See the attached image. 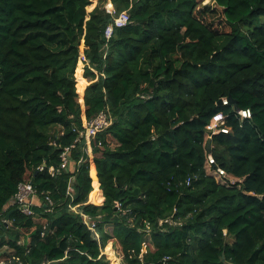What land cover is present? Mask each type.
<instances>
[{"label":"trees","instance_id":"1","mask_svg":"<svg viewBox=\"0 0 264 264\" xmlns=\"http://www.w3.org/2000/svg\"><path fill=\"white\" fill-rule=\"evenodd\" d=\"M96 1L0 0L7 263L119 264L113 243L124 264H264V0ZM101 111L102 146L61 169ZM27 180L33 216L11 205Z\"/></svg>","mask_w":264,"mask_h":264},{"label":"built area","instance_id":"2","mask_svg":"<svg viewBox=\"0 0 264 264\" xmlns=\"http://www.w3.org/2000/svg\"><path fill=\"white\" fill-rule=\"evenodd\" d=\"M130 22V14L128 11H123L119 15H117L114 18V21L108 25L105 31V36L107 39H110L113 36V33L116 28H122L125 27ZM230 102L227 100H224V104H229ZM239 114L243 118H251L252 113L250 109L247 110H239ZM113 123V117L112 114L108 111H101L97 116L89 120L83 130H76L78 132V137L75 140V142L65 148V151L62 153V165L61 169H69L72 163V157L71 153L73 149L77 148V146L80 144H85L87 149H85L86 153L89 155L88 150L92 148V155L94 150V144L98 143V146H102L101 141H97V137L100 133L104 132L108 127H110ZM225 123V116L221 112L217 115H215L210 122V124L207 126L208 130L212 132V134L219 133L221 131L227 132L225 128H223V125ZM84 140V141H83ZM91 157V155H89ZM209 161L211 164H215V159L212 154L209 155ZM76 166V163H75ZM219 173L223 176L226 175V171L219 167ZM50 171L52 173H55V169L51 168ZM191 178L188 179L187 184L190 185ZM73 189L69 187V192L72 193ZM47 205H53V201L49 196L46 197ZM11 205L17 206V208L25 215L27 216H33L36 215V207H42V201L39 197V192L36 188V186L33 184L32 181L27 180L22 182L19 185L17 193L14 195ZM9 221L5 217V214L2 210H0V225L6 224ZM94 229V224L91 226ZM5 264L4 262H2ZM7 264V262H6Z\"/></svg>","mask_w":264,"mask_h":264},{"label":"rangeland","instance_id":"3","mask_svg":"<svg viewBox=\"0 0 264 264\" xmlns=\"http://www.w3.org/2000/svg\"><path fill=\"white\" fill-rule=\"evenodd\" d=\"M98 3V0L96 1V4ZM204 4H212V1L211 0H206V1H204L203 2ZM95 4V5H96ZM94 5V6H95ZM127 11V10H126ZM78 78V77H77ZM91 82H90V80L89 79H87L86 78V85H85V88H84V90L80 93V95L81 96H83L84 95V91H85V89H86V87L90 84ZM84 150L85 149H87V147H86V145L84 144ZM88 153H89V155H91V159L94 157V155H92V148H90L89 150H88ZM42 201H43V199H42ZM109 232H111L112 231V226H110V225H107L106 227H105ZM108 249H110V251L108 250ZM106 250H108V256L111 258V257H116L117 259H118V263L119 264H124L123 263V257H121L120 256V254H119V252H118V249L117 248H115L114 247V245H113V243H110L108 246H107V248H106ZM10 251H12V250H10ZM8 253V251H7V247H4V248H0V259H3V260H1L0 261V264H3L2 262H4L5 264H6V262H7V258H4V256H3V253ZM8 264V263H7Z\"/></svg>","mask_w":264,"mask_h":264},{"label":"water","instance_id":"4","mask_svg":"<svg viewBox=\"0 0 264 264\" xmlns=\"http://www.w3.org/2000/svg\"><path fill=\"white\" fill-rule=\"evenodd\" d=\"M228 101L234 105V109H235L236 111L239 110V105H238V103H237L236 100H233L232 97H229ZM211 143H212V139H210L209 142H208V150H209V153L212 154L213 151H212V149H211ZM6 218H7V220L9 221V220H10V214L7 215ZM6 225H8V223H6Z\"/></svg>","mask_w":264,"mask_h":264},{"label":"crops","instance_id":"5","mask_svg":"<svg viewBox=\"0 0 264 264\" xmlns=\"http://www.w3.org/2000/svg\"><path fill=\"white\" fill-rule=\"evenodd\" d=\"M3 260V259H0V261Z\"/></svg>","mask_w":264,"mask_h":264}]
</instances>
